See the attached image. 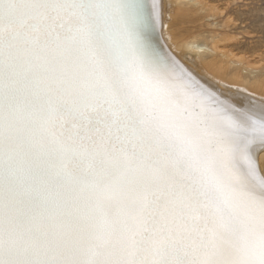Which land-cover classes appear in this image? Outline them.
Returning a JSON list of instances; mask_svg holds the SVG:
<instances>
[{
  "label": "snow or ice",
  "instance_id": "snow-or-ice-1",
  "mask_svg": "<svg viewBox=\"0 0 264 264\" xmlns=\"http://www.w3.org/2000/svg\"><path fill=\"white\" fill-rule=\"evenodd\" d=\"M161 0H0V264H264V108L154 42Z\"/></svg>",
  "mask_w": 264,
  "mask_h": 264
},
{
  "label": "bare ground",
  "instance_id": "bare-ground-1",
  "mask_svg": "<svg viewBox=\"0 0 264 264\" xmlns=\"http://www.w3.org/2000/svg\"><path fill=\"white\" fill-rule=\"evenodd\" d=\"M213 1L219 4L210 5L206 0H161L154 42L191 74L206 95L234 99L259 112L264 108V57L251 60L240 56L239 37L230 35L238 30L231 5ZM218 18L221 20L210 26L225 28L224 36L208 30L204 23ZM257 158L264 160V152H257ZM261 176L264 177V164Z\"/></svg>",
  "mask_w": 264,
  "mask_h": 264
},
{
  "label": "rangeland",
  "instance_id": "rangeland-1",
  "mask_svg": "<svg viewBox=\"0 0 264 264\" xmlns=\"http://www.w3.org/2000/svg\"><path fill=\"white\" fill-rule=\"evenodd\" d=\"M210 5L219 4L213 0H206ZM223 3H230L231 11L236 17V24L238 30L230 34L233 37H237L241 42V49L238 50L240 56L249 57L251 60L257 59V57H264V0H221ZM221 19L217 20H205L204 23L208 24L206 27L208 30L216 32L219 36H224L225 28L220 26H210ZM223 20V19H222ZM220 34H219V33ZM238 32V33H237ZM236 35V36H234ZM238 35V36H237ZM242 37V38H240ZM243 52H240L242 51ZM245 51V53H244ZM243 53V54H242Z\"/></svg>",
  "mask_w": 264,
  "mask_h": 264
}]
</instances>
